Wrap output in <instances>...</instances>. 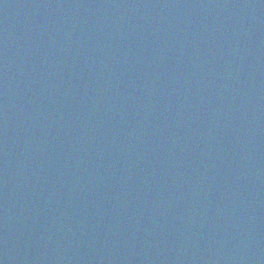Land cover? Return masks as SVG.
<instances>
[{
    "label": "water",
    "instance_id": "obj_1",
    "mask_svg": "<svg viewBox=\"0 0 264 264\" xmlns=\"http://www.w3.org/2000/svg\"><path fill=\"white\" fill-rule=\"evenodd\" d=\"M0 264H264V0H0Z\"/></svg>",
    "mask_w": 264,
    "mask_h": 264
}]
</instances>
